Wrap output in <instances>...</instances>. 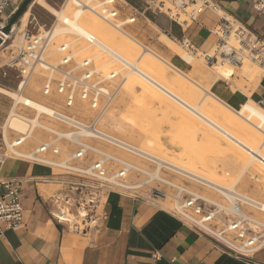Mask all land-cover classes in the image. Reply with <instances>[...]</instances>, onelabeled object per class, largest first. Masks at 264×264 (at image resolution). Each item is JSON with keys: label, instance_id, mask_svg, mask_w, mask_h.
Masks as SVG:
<instances>
[{"label": "crops", "instance_id": "1", "mask_svg": "<svg viewBox=\"0 0 264 264\" xmlns=\"http://www.w3.org/2000/svg\"><path fill=\"white\" fill-rule=\"evenodd\" d=\"M24 1L11 0L12 17ZM67 1L45 0L50 6L59 2L61 8ZM213 1L220 8L218 13L207 10L198 23L187 24L150 8L146 0H116V8L122 23L136 17L133 24L125 26L127 33L182 73L192 71L193 77L187 76L193 81L196 77L205 80L203 84L195 82L211 90L228 107L239 110L249 100L258 104L264 100V76L249 81L235 69L229 81H217L198 66L177 58L175 51L162 41L166 37L175 45H182L187 40L196 54L212 52L216 45L213 31L223 16L241 22L264 40V15L254 10L252 0ZM26 13L25 22H21ZM48 13L46 5L33 0L14 28L33 34L47 31V26L57 22ZM7 44L0 45V195L5 192L3 184L18 183L24 225L6 229L0 222V264H152L157 252L162 255L157 264H249L208 233L183 223L162 204L149 201L138 192L108 193L100 208L103 217L98 228L87 234L75 233L58 223L57 200L66 191V182L75 177L58 165L35 163L10 152L8 139L12 134L9 132L7 137L6 125L15 102L9 93L20 92L21 78L18 69L11 65L13 53ZM237 72L247 81L236 78ZM254 262L264 264V249L255 253Z\"/></svg>", "mask_w": 264, "mask_h": 264}, {"label": "bare ground", "instance_id": "2", "mask_svg": "<svg viewBox=\"0 0 264 264\" xmlns=\"http://www.w3.org/2000/svg\"><path fill=\"white\" fill-rule=\"evenodd\" d=\"M35 1L38 4L46 5L49 11L48 15L57 18L56 24L50 28L47 26L46 31L50 32L49 35L52 36L55 41L60 42L70 35L73 36L70 43L74 46V49L75 47L77 48L75 49L74 56L83 54L85 59L93 62V64L94 61L98 62L103 57H105V59L107 57L108 60H113V62H115L113 64L118 66V68H110L112 71L109 72L110 63L101 62L92 70L94 76H96V73L100 75V80L104 81V83L106 81H114L116 80L115 78H118L119 74L122 73V69H120L119 66H123L127 71V74L125 73V80H127L124 84L125 90L126 92H131V89L134 90L135 86H138L140 88L138 97V103H140V105L161 110L163 107L167 106L168 103H171V106H174L175 110L180 112L178 133L187 135L188 138L194 141L201 138L209 144L206 145V149L224 154L223 163L229 166L227 167L229 168L228 171L231 173L232 183L230 186H225L215 181V177L205 168L204 164L191 156L192 150L190 146L192 145H186L188 142L184 144L182 153L176 155L175 158L169 161L150 155L149 152L139 148L136 149L130 143L108 132L104 133L98 128L99 131H92L93 137L96 139V144L108 142L113 145L123 146L126 151L132 153L134 156L131 158L126 157L129 160L125 161V159H119L103 152L104 154L114 158L119 163L132 167L134 170L150 175L151 179H157L163 183L172 184L161 178L158 173L150 174L142 170L139 166H135L131 163L138 157H146L155 160L160 166L165 165L168 169L215 190L226 197L229 202L231 200L230 203L231 205L233 204L232 209L223 204L215 203L222 210L239 213L235 202V200H239L264 214V202L255 201L236 191V187L238 186L247 188V183H245V177L247 176L248 178L256 180L258 186L264 192V108L260 107L253 100H249L239 110L228 107L227 104H224L225 102L215 97L211 90L203 88L172 64L164 60L160 55L135 40L126 30L122 29V22H105L104 18L95 12L96 7H99L100 3H102L100 0H68L66 5L62 8L59 2L50 6L46 4L45 0ZM27 16L28 14L26 13L21 22H25ZM113 29H116L120 35H117ZM81 40L84 41L85 45L81 46L78 43ZM164 44L171 49L174 48L181 59L187 64L195 66L198 63L197 59L191 53L180 50L175 44H167L165 42ZM201 55L203 54L201 53ZM201 68L203 72L209 69L210 75L217 81H229L233 74H235V69H238L239 73L249 81H255L257 78L262 77L264 73L263 68L247 59L238 67L224 63V65L215 64L214 66L202 64ZM168 69L178 73V76H182H179L181 80H177L176 82L177 87L171 84ZM104 71H106L105 74L103 73ZM49 78L50 77H47L48 82H45L44 86H51ZM116 83L117 82H115V84ZM106 86L108 85L106 84ZM24 89L23 87V90ZM22 91L9 94L15 102V107L21 104L35 112V118L29 120L33 128L39 127L53 131L48 126L41 124V115H46L54 120H64L66 122L65 119L58 116L61 113L57 108H51L35 101V99L39 97V94L27 97ZM33 91L37 93L39 92V88L34 87ZM104 93L106 95L110 94L107 87L104 89ZM83 103H85V106L88 105L89 110H93L89 106V103ZM98 103V109L105 105L103 102L100 104V100ZM15 109L16 108H14L7 121V137L9 131L22 133L27 128L26 119L18 115ZM105 119L112 129L130 137L131 140L137 137L143 139L151 135L155 137L159 135L157 132L150 129H137L136 122L125 117L123 118V116H118L117 109L111 110ZM101 120L102 117L84 120L81 122V132L74 135H66V137L74 143H78L80 142L79 137H83L87 135V133L89 134L91 131L88 129L97 127ZM59 135L65 136L61 133ZM221 140H225L226 144L229 146L224 152L219 148ZM15 142H17V140L13 142L9 141L8 143L9 150L12 154L23 158L32 157V153L27 154L21 152L20 147L13 148L12 146ZM149 143L151 144V141ZM93 144L94 143L88 144V147L94 151H99ZM66 162H60L56 165L65 168L67 167ZM226 164H224V166H226ZM224 166L223 168H225ZM127 188L131 189L132 187L127 185ZM178 188L181 189L182 187L178 186ZM203 199L213 203V201L207 199V197H203ZM162 206L167 210L172 209L171 206L167 204V200L162 203Z\"/></svg>", "mask_w": 264, "mask_h": 264}, {"label": "built area", "instance_id": "3", "mask_svg": "<svg viewBox=\"0 0 264 264\" xmlns=\"http://www.w3.org/2000/svg\"><path fill=\"white\" fill-rule=\"evenodd\" d=\"M116 3V0H103L99 7H96L95 12L100 14L105 22L116 23L119 19ZM146 3L159 13L166 12L173 19L182 20L183 24L198 23L200 16L207 10L215 13L220 11L219 6L213 0H146ZM252 5L256 12L264 15V0H252ZM10 7L11 0H0L1 45L7 43L13 33V28L9 35L4 32L12 17V14L9 13ZM135 20L136 17H130L123 23V26L133 24ZM213 32L216 36L215 49L212 54L210 52L203 54L207 64L228 63L238 67L247 59L264 69V40L244 24L223 16ZM49 33L44 31L33 34L25 31L22 35L23 47L11 61V65L17 68L20 74V92L23 87L28 86L34 74L43 72L47 74V77H50L51 84L50 87L44 86L45 96H50L53 93L62 96L68 109L74 107L77 100L87 102L93 109L92 111L96 112L95 118H101L108 108L112 95L104 93L106 87L103 81H100L101 76L97 73L94 76L93 62L83 59L75 64L73 45L68 37L57 42ZM182 46L190 53H196L187 40L182 41ZM99 100L100 104L103 100L105 105L98 109ZM258 105L264 108V100L260 101ZM58 116L66 120L65 122L59 119L69 127L71 135L81 132L80 120L62 113ZM88 130L91 132L87 133V136L79 137L80 142L78 143L67 138L77 149L66 162L67 167L63 169L73 175L75 179L66 182V191L57 200L58 209L55 214L58 223L81 234H87L98 228L103 217L100 208L108 193L114 190L133 191L144 186L137 185L131 189L127 188L126 181L132 171L139 174L144 172L119 163L100 150L99 152L90 149L88 144L81 140L86 137L94 138L92 131L99 130L97 127ZM28 138V134H23L17 142L13 143L12 147L22 146ZM91 152L101 157L87 164L85 159H88ZM61 153L60 147L49 141L42 143L32 153V157L26 159L35 163L56 165L55 162L49 160V156L59 157ZM151 161L157 163L155 160ZM80 165L81 167H79ZM114 165L119 167L112 169L111 167ZM3 187L5 192L0 195V222L5 224L6 229H18L24 225V208L20 202L18 183L8 182L3 184ZM175 188L177 190V195L173 197L175 207L170 210L174 216L183 223L208 233L234 256L246 259L249 264H257L254 262V255L264 249V222L245 214L242 205L245 203L235 200L239 213L232 212L233 215H230L232 217L222 222L221 215L225 210L203 199L193 191L186 188L180 189L178 186ZM146 198L153 202H159V200L164 202L168 196L159 189L151 188L147 192ZM152 259V264H157L161 261L162 255L157 252L152 256Z\"/></svg>", "mask_w": 264, "mask_h": 264}, {"label": "rangeland", "instance_id": "4", "mask_svg": "<svg viewBox=\"0 0 264 264\" xmlns=\"http://www.w3.org/2000/svg\"><path fill=\"white\" fill-rule=\"evenodd\" d=\"M82 1H84V0H82ZM118 20H119V22H122L120 20V18ZM122 29L125 30V26H123ZM113 30H114V32L117 33V35H120V33L116 29H113ZM24 32H25L24 29H20L16 26L13 30V33H12L10 39L7 42L8 43L7 45L10 47L11 53H13V59H14V57H16L18 55L20 49L23 47L22 35ZM72 38H73L72 35L68 36L69 41H71ZM162 41H163V43L165 42L167 44H169V43L175 44L171 40L167 39L166 37H163ZM78 43L81 46L85 45L84 41H82V40L79 41ZM78 43H76V44H78ZM176 46L180 50H183V51L190 53L185 48H183L182 45L176 43ZM72 48H73V51L75 54V51H76L75 49H77V48L75 47V49H74V46H72ZM172 49L177 54V58L180 57L178 55L177 51L174 48H172ZM212 52H211V54H212ZM192 55L197 59V61L199 63V64L197 63L195 66H198L201 70H203L201 68L202 64L208 65V66H214L215 65V64L204 63L205 60L203 58V55H201L200 53H197V54L193 53ZM83 59H85L83 54L82 55H80V54L75 55V61H76L75 64H78ZM102 60H104V61H102ZM101 62L110 63L109 64V72L112 71L111 69H113L114 67L118 68V66L116 64H113L115 62H113V60H110V59L108 60L107 57H106V59H105V57H103L98 62L94 61V66L97 67V64H99ZM200 63H201V65H200ZM221 65H224V64H221ZM119 67H120V69H122V73L119 74L118 78H115L116 80L106 81L105 83L103 81L104 86L107 87L108 90L110 91L112 98L110 99L109 103L106 100L108 103V108L105 111V113L101 116L102 120L97 125V129L100 128L101 131L104 133L108 132L111 135L119 137L121 140L126 141L127 143H130L136 149L139 148L143 151L149 152L150 155H154L156 157H159V158H162L165 160H169V161H171L172 158H175L176 155L182 153V149L184 147V144H186L188 142V144H186V145H192V146H190L191 150H192L191 156L200 160L201 163L204 164L205 168L209 172H211L213 174V176L215 177V181H217L218 183H220L222 185L230 186L232 183V180H231L232 177H231V173L228 171L229 170L228 164L223 163V158H224L223 155L224 154L206 149V145H209V144H208V142L204 141L201 138H198V139H196V141H194V140H191L190 138H188L187 135L179 134L178 133V122H179L180 112L176 111L175 107L171 106V103H168V105L163 107V109H161V110L160 109L157 110V109H154L151 107H144V106L140 105V103H138L140 88L138 86H135L136 89L134 88V90L131 89V92H129V91L126 92L124 84L127 81V80H125V76L127 74V71L123 66H119ZM192 69H193L192 66L190 67V65H189V70H192ZM105 72L106 71H104L103 73L105 74ZM204 72L207 74H210L209 69H207V71H204ZM168 73L170 76L169 80H170L171 84L173 86L177 87L176 82H177V80H181V78L179 77L181 75L178 76L177 75L178 73H175L174 71H171L169 69H168ZM122 74H123V76H122ZM184 74L193 77L192 71L184 73ZM235 76H236V78L241 79L243 81L246 80L238 72ZM263 76H264V73H263ZM46 79H47L46 73H43V72L36 73V75H34L30 79L31 81L29 82L28 86L22 91V93L27 97H32V96H35L36 94H39V97H37V99H35V101H38V102L42 103L43 105H46V106L51 107V108L55 107L59 110L60 113L75 117L78 120H80L81 122L84 120H89V119H93L96 117V115H97L96 112L89 110L88 105L85 106V103L80 102L79 100H77L74 107L68 109L65 106V100L62 96H59L56 93H53L50 96H45L43 93V90H44V83L46 82ZM195 81L198 83H201V84H203V82H205V80L200 79L198 77L195 78ZM222 81L227 82L226 80H222ZM115 82H117V83L115 84ZM106 84L108 86H106ZM249 84L250 83H248V85ZM255 84H256V82L251 84V85L254 86ZM251 85H249V86H251ZM34 87H38L39 92L34 93L35 92V91H33ZM231 89L234 90L235 88L233 87ZM135 91H137V92H135ZM131 99H133V100H131ZM135 101H137V102H135ZM102 102H103V100H102ZM15 108H16L15 110H16L17 114L20 115L21 117H23L24 119H26L27 128L22 133L9 131L12 134V138L9 139L10 142L18 140L19 138L22 137L23 134H28L29 138L27 139V141L22 146H20V148H21V152L30 154V153H33L42 143L51 141V142L56 143L60 147L62 153L60 154L59 157H52L50 155L49 160H51L52 162H55L56 164H58L60 162L69 161L70 156L77 149V147L74 144H72L66 137V135L71 133V130L69 129V127L67 125L63 124V122H61L59 120H54L52 118L47 117L46 115H41V117H40L41 124L48 126L53 131L46 130L44 128H39V127L33 128L32 127L33 125H31L29 120H33L35 118V112L28 109L26 106L24 107L21 104L17 105ZM113 109H117V115L118 116H120V117L123 116V118L125 117L127 119L134 120L137 124V129L138 128H140L141 130L142 129H144V130L150 129L152 131L157 132L159 134L158 137L151 135L148 137H144L143 139L137 137L134 140H131L130 137H127V136L115 131L114 129H112L109 126V124L107 123V121L105 119L107 117L108 113ZM60 133L65 135V136H60L59 135ZM58 138L60 140H57ZM81 141H83L87 144L94 143L93 144L94 147L99 149L100 151L107 153L109 155H113L119 159H123V160L125 159V161L129 160L126 157L131 158L134 156L132 153H129L128 151H126V149H124L123 146L113 145V144H110L108 142H102L100 144H96V139L90 138V137H86V138L82 139ZM150 141H151V144H153V145H151L149 143ZM220 144L221 145L219 148L222 150V152H224V150L229 148V146L226 144L225 140H221ZM100 157H101L100 155L94 154L91 152V153H89L88 159H85V162L87 164H89V163L93 162L94 160L99 159ZM131 163L135 166H139L142 170L147 171L150 174L151 173L152 174L158 173V175L161 178H163L165 181H168L169 183H172V184L163 183L157 179H151L150 175H147V174L145 175L144 173L139 174L136 171H132L128 176V179L126 181V185L133 187V186H137V185H142L144 182H146V183H144L143 184L144 186L141 187L140 189L129 191V192H132V193L138 192L140 194L147 195V192L151 188L159 189L160 191L167 194V196H168L167 204L170 205L171 208L173 209V207H175L173 197H175L177 195V190H176L175 186H179L182 188H186L189 191H193V192L197 193L198 195H200L204 198L207 197V199L213 201L214 204L215 203L223 204L226 207L231 208V209L233 207V205H231V203L229 202L228 199H226V197L222 196L221 194H219L215 190L210 189V188H208V187H206L200 183H197L188 177L182 176V175L168 169L165 165L160 166V168H159V165L157 163H154L153 161L149 160L146 157H138L134 161H132ZM68 164L72 165L71 163H68ZM224 164H226V166H224ZM223 166L226 169L223 168ZM79 167H81V165ZM117 167H119V166L114 165L111 168L115 169ZM245 183H247V188H241L238 186L240 189L238 187H236V189H237L236 191L238 193L248 197V198L255 200V201L264 202V192L258 186L256 180L248 178L246 176L245 177ZM173 184H174V186H173ZM159 203L162 204L163 202L161 200H159ZM242 205H243V211L245 214L251 215L254 218L264 222V214L263 213H260L254 207H251L250 205H247V204H242ZM168 210L170 211L171 209H168ZM230 215H233L232 212H230V211L228 212L225 210V212L221 215L222 222H225V220L230 219L232 217Z\"/></svg>", "mask_w": 264, "mask_h": 264}, {"label": "water", "instance_id": "5", "mask_svg": "<svg viewBox=\"0 0 264 264\" xmlns=\"http://www.w3.org/2000/svg\"><path fill=\"white\" fill-rule=\"evenodd\" d=\"M33 0H25L24 3L21 5V7L18 9V11L14 14L12 17L10 23L5 28L4 32L9 35L11 33L12 28L15 26V24L19 21L21 16L24 14L26 9L29 7V5L32 3ZM2 44V41L0 39V45Z\"/></svg>", "mask_w": 264, "mask_h": 264}]
</instances>
